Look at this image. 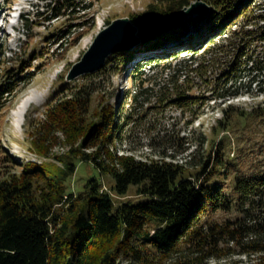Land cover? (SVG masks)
Returning a JSON list of instances; mask_svg holds the SVG:
<instances>
[{"label":"rangeland","instance_id":"1","mask_svg":"<svg viewBox=\"0 0 264 264\" xmlns=\"http://www.w3.org/2000/svg\"><path fill=\"white\" fill-rule=\"evenodd\" d=\"M74 1L78 4L66 7L61 0H0V83L7 84L14 72L12 85L20 83L14 100H4L0 111V181L20 177L29 163L63 166L60 159L66 158L77 162L70 180L75 191L94 176L117 204L141 199L136 186L116 193L114 181L96 162L80 159L100 155L106 146L81 138L73 151L68 135L53 128L49 139L39 140L48 154L32 150L51 103L75 99L83 123L118 110L109 145L117 154L172 162L200 176L224 163L217 169L230 200L199 220L206 239H187L168 255L149 252V264H264V190L247 193L234 187L238 175L246 174L250 181L264 175V69L249 71L251 59L264 62V0H243L222 20L224 28L231 25L217 33L213 44L203 34L212 10L205 16H184L188 26L160 41L154 38L159 25L143 34L142 21H134L153 0ZM215 5L211 7L220 11ZM124 17L137 28L141 42L113 51L102 69L70 79L98 35ZM8 26L16 27L13 35ZM233 67H239L234 77ZM131 91L139 94L132 97ZM232 91L240 94L229 96ZM29 98L20 122L13 111ZM250 111L256 113L237 116ZM144 263L127 255L120 260Z\"/></svg>","mask_w":264,"mask_h":264},{"label":"trees","instance_id":"2","mask_svg":"<svg viewBox=\"0 0 264 264\" xmlns=\"http://www.w3.org/2000/svg\"><path fill=\"white\" fill-rule=\"evenodd\" d=\"M61 1L66 7L78 4L74 0ZM193 1L196 0H153L145 14L135 17L134 21H142L143 34L159 25L160 34L154 38L164 40L166 34H176L188 26L181 11ZM204 1L221 7L220 11L212 8L210 22L203 33L213 44L217 33L224 28L222 20L230 18L243 0ZM244 11L243 6L240 12ZM246 55L242 53L241 57ZM251 61L249 71L264 69L261 59ZM238 69L232 68L233 77ZM135 70L139 72L138 68ZM137 72L132 75L137 76ZM16 76L17 72L9 74L13 79L7 84L0 83V111L6 105L4 100L13 101L19 92L16 85L20 83L12 85ZM138 94L139 91H131L132 97ZM227 94L235 96L240 91ZM79 107L75 99L51 103L46 109L43 130L37 129L40 135L34 133L37 137L32 140V150L40 155L48 154L49 150L39 140L49 139L53 128L68 135L73 151L81 138L100 148L106 146L104 153H84L80 159L96 162L114 181L116 193L125 194L130 186H136L143 197L117 204L103 188L101 179L94 176L75 191L70 180L77 162L70 159L61 158L63 166L51 162L29 163L20 177L14 175L0 181V264H120L126 255L149 264L153 258L149 252L168 255L187 239L205 240L208 233L201 231L199 220L208 210L217 211L230 200L219 179L221 170L217 169L224 163L217 162L200 176L172 162H149L133 155L117 154L109 145L113 141L110 125H117L114 119L118 110L92 115L83 123ZM255 113L237 116L246 119ZM245 175L235 178L234 187L238 192L264 190V175L254 177L253 181ZM34 183L39 185L33 188Z\"/></svg>","mask_w":264,"mask_h":264},{"label":"water","instance_id":"3","mask_svg":"<svg viewBox=\"0 0 264 264\" xmlns=\"http://www.w3.org/2000/svg\"><path fill=\"white\" fill-rule=\"evenodd\" d=\"M212 7L204 0L193 1L185 7L181 14L188 17L199 13L200 16L209 14ZM137 28L132 25L130 18L124 17L112 22L97 37L92 47L86 52L83 58L74 65L69 78L88 72H95L102 69L107 63V57L115 50L122 47H133L141 42L136 37Z\"/></svg>","mask_w":264,"mask_h":264},{"label":"bare ground","instance_id":"4","mask_svg":"<svg viewBox=\"0 0 264 264\" xmlns=\"http://www.w3.org/2000/svg\"><path fill=\"white\" fill-rule=\"evenodd\" d=\"M9 24H11V23H9ZM9 24H7V25H9ZM9 27V26H8ZM11 28V27H10ZM15 29H14V31L16 32V27H14ZM10 30H12V29H10ZM13 31V32H14ZM16 34V33H15ZM13 38V37H12ZM31 102V98H29V99H27L26 101H23L20 105H19V107H20V109H18V110H14L13 111V115L14 116H17V120L18 121H20V122H23V117L25 116V113H26V111H27V107L29 106V103Z\"/></svg>","mask_w":264,"mask_h":264}]
</instances>
